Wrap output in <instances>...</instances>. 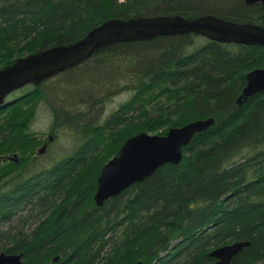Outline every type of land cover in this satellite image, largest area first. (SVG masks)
I'll use <instances>...</instances> for the list:
<instances>
[{
  "label": "trees",
  "instance_id": "1",
  "mask_svg": "<svg viewBox=\"0 0 264 264\" xmlns=\"http://www.w3.org/2000/svg\"><path fill=\"white\" fill-rule=\"evenodd\" d=\"M205 15L264 26V6L248 5L243 0H0V49L10 46V55L6 57L10 59L5 64L7 66L21 56L75 43L90 30L112 18H193ZM256 67H264V48L212 41L193 32L110 41L78 66L41 80L30 79V83H35V86L25 96L19 97L17 102L25 104L36 100L13 146L22 151L36 148L40 141L39 134L31 126L37 118L39 107L46 106L62 118V126L68 125V128L75 129L77 145L73 150L74 159L69 158V162L60 167V170L65 171V176L74 179L79 171L75 164L83 161L87 154H102L111 150L107 152L109 160L115 151L118 152L124 143V129L119 132V126L124 123L128 125L134 120L138 112L137 103L141 107L140 112L145 110L147 100L157 104L158 95H165L162 84L175 87L167 90V93L171 95L170 104L176 105L180 111V119L149 126L148 129L182 126L205 116H214L218 121L225 118L229 122L232 121L229 118L242 111L236 106V98L245 83L243 70ZM57 76V85L46 90V82ZM24 87L25 84L18 89ZM117 87V94L128 92L131 98L104 122L96 123L97 128L90 136H85L81 127H72L68 108H75L84 114L86 110L99 105L103 96ZM164 108L168 111L166 106ZM231 125L221 130L216 125L204 136H198L190 147L184 148V158L180 164H165L152 176L125 191L135 197V209L121 221V234L113 232L109 235L107 231L111 224L108 220L103 223L104 218H101L111 207L107 212L103 209L98 221L89 223L85 220L82 222V217H73L69 212L62 221L57 219L56 232L60 234L53 240L51 249L56 247L58 249L55 250H59L63 245L77 247L76 264H100L96 260L101 246L116 236L117 244L128 251L148 240L149 254L155 247L167 245L169 239L176 235L177 238H183L176 246L177 262L207 264V251L226 243L230 239L227 234L230 233L252 240L251 246L235 257L231 264H253L264 259V183L244 187V191L237 194L239 200L229 213L218 216L219 212L214 207L228 189L237 190L239 186H244V182L256 172L253 160L258 159V153L264 156L260 150L264 147V92L256 94L248 102L239 122L227 131ZM134 133L130 132L129 136ZM213 133L217 134L210 137ZM108 134L112 135L110 141ZM241 140L245 141L242 146L239 145L236 153L238 157L247 156V161L240 165V172L226 171V162L230 159V156L226 157V150ZM104 142H107L106 149L105 145L102 146ZM36 160L29 165L35 163L37 166L39 162ZM61 163L53 166H60ZM260 166L258 170L264 171V162ZM8 167L15 169L18 165H0V197L5 198L0 200L1 219H6L10 211H14L12 203L15 192H24L23 175H27L22 167L20 174L1 181V174ZM74 180L68 183L70 191L74 187ZM55 192L60 193V190L57 188ZM119 197L121 195L112 201L117 202ZM221 216L225 223L220 220L207 235L194 238L196 229L213 221V217L221 219ZM94 223L100 224V227L101 224L105 225L101 229L98 246L91 238ZM3 236V232H0V252H13L15 248L27 250L28 246L23 243L18 246L2 244ZM43 249L49 250L47 245ZM55 250L48 251L49 258H52Z\"/></svg>",
  "mask_w": 264,
  "mask_h": 264
},
{
  "label": "bare ground",
  "instance_id": "2",
  "mask_svg": "<svg viewBox=\"0 0 264 264\" xmlns=\"http://www.w3.org/2000/svg\"><path fill=\"white\" fill-rule=\"evenodd\" d=\"M243 1L246 4H248L246 0ZM254 4L264 6V3H262L261 1H258ZM254 4H248V5H254ZM255 25L264 28V26L262 25L259 24H255ZM245 46H258L264 48L261 45H245ZM257 69H264V67H256V68L243 70L245 74V83L236 98V106L242 108L241 109L242 111L238 112L235 116L231 118H229L228 116V118L232 120L229 122L226 121L225 118H220L218 121L214 116H205L203 118H197L192 121L184 123L182 126H185L195 121L196 122L206 121L209 120L210 118L214 120V122H212L209 127L197 133L195 137L190 141V143L185 147H190V145L198 138V136H204L206 133L209 132V130L216 128L215 127L216 125L217 126L219 125L221 130L232 123V125L229 126L227 131L231 130V127L234 128L235 124L239 122L240 115L242 114L243 110L247 107L248 102L254 97V96L249 97L246 101H243L241 103L239 102V99L243 95V92L248 84L247 76ZM161 88L164 89L165 95L162 96L158 95L157 104L153 105L152 100H147L146 101L147 104L145 105V110H141L140 112L139 109H141V107L137 103L138 112L136 113L134 120L130 122L128 126L123 128L124 132L122 135V140H124V142L142 133L147 134L149 136L165 137L167 136L168 131L171 128L182 127V126H174V125L164 126V128H167L164 133H159L157 132V130H151L147 128L149 126L166 124L172 119L173 121L180 119L178 117L179 115H181L180 111L176 109V105L174 106L170 104L171 101L169 100L171 98L170 97L171 95L168 96L167 93L168 92L167 90H173L175 89V87L170 84L167 85L166 83V84H162ZM117 90H119L118 87L116 90L106 93L103 96V100L102 102H100L99 105L102 108L105 107V105L108 104L112 98L118 95ZM261 92H264V90ZM17 100H18V96L10 97L4 102H1L0 114L3 113L6 109H8L10 106H12L11 103L17 102ZM149 106L152 108L154 107L153 108L154 110L150 111L151 109H149ZM165 106L169 112L165 111L164 108ZM67 111L71 118L72 127L75 128L81 127V129H84L85 136H90L91 133L97 128L96 122L88 117L87 112L82 114L79 112L76 113L75 110H70V111L67 110ZM148 111L149 114L145 115V113ZM167 114H170V116H167ZM130 132H135V133L129 136ZM216 134L217 133L215 134L213 133L210 135V137ZM108 136L110 141L112 139V135L108 134ZM244 141L245 140H241L237 144H235V146L226 150L227 152L226 157L228 158L230 156L229 161L226 162L227 164L225 166L226 171L235 170L237 172H240L241 170L240 165L244 164L247 161V156L238 157V154L236 153V151H238L239 149V145L242 146V143ZM107 142H104L102 146L105 145ZM50 143L51 142H49L48 145H45V151L43 152L44 154L46 153L48 147L50 146ZM185 147H183V157L179 163L167 162L165 164H169V163L175 165L180 164L184 158ZM105 149H106V145H105ZM260 150L264 152V147H262ZM107 152L104 151L102 154L95 152L89 153L85 156L83 161L77 162L75 164V167H78L79 171H77L76 178H74L75 180L73 179V177L70 179L67 175L65 176L63 174L65 171L60 170L61 165H63L66 162H69V158L70 160L74 159L73 150L65 151L64 158L63 156L57 158L51 164L47 161H43V162L41 161L42 163H38L37 166L35 165V163L29 165L30 163L28 162L27 164H25L23 166V172L27 175H23L22 190H24V192L23 193L15 192L16 193L14 195L15 200L12 203V207H13L12 209L14 211L12 212L11 210L8 216L6 217V219L0 218V222L3 220L2 225L0 226V232H3L4 235L3 236L4 243L1 241L2 244L7 243L10 245L13 244L14 246H18L19 243H23L25 246L27 245L29 248L27 246H26L27 250L26 248L23 249L15 248L13 252L2 251L0 252V254L4 253L6 256L18 257V261L16 264H73V263L76 264L78 263L77 247L63 245L59 248V250H55L58 249L56 247H53V249H51V247L54 246V244L52 245V243H54L53 240H55V238L58 237L60 234L56 232L57 219L58 221H62L63 218L68 217L69 212H71L73 217L76 218L82 217L81 218L82 222L85 220L86 222L89 223V222L98 221L99 218L103 215L101 214L103 213V209L105 208L107 212L111 207L110 211L104 214L103 217L101 218H104L103 223H105L106 220H108L109 223L111 224L107 231L109 235L113 234V232H116L118 235L121 234L122 233L121 221L124 220L125 217H128L131 211H134L135 209L133 205V200L135 197L129 195L125 191H128L130 188L135 186L137 183L142 182L143 180L133 183L127 189L118 193L115 196L108 197L103 200H99L97 196L98 180L101 177L104 167L107 165V163L110 160V159L108 160L109 156ZM114 153L115 156H117L119 151L118 152L115 151ZM261 155L262 154L258 153L257 154V156H259L258 159L253 160L252 164L254 168H256L255 170L256 172L253 173L252 177L249 180H246L244 182V186H239L237 190L232 188L228 189L216 201L214 207L219 212L218 216L222 215V213L226 214L231 212V209L235 207L236 202H238L239 200L237 194L244 191V187L247 188L248 186H251L253 184L255 186L264 183V171L258 170V168H261L260 164L264 162V156ZM60 161L62 162L61 164H59L60 166H53L54 164H57ZM83 165L85 166L82 168ZM163 165L159 166L157 170ZM19 172H20L19 166L15 167V169L8 167L7 170L1 174V178H2L1 181L8 179L11 176H16L20 174ZM64 180H66L67 182L66 181L63 182ZM72 180H74L73 181L74 187L72 191H70L68 183H71ZM57 188L60 190V193L55 192ZM120 195L121 197H119V200L117 202L112 201L113 198ZM1 197L0 200L5 199ZM116 214H118V217H116ZM220 220L221 222L225 223V220H222V216L221 219H218L217 217H213V221L206 222L205 224L202 225V227L194 231L195 232L194 238H199L202 235L203 236L207 235L208 232L215 229L217 222ZM104 228L105 225L101 224L100 227V224L94 223V226L91 230V238H92V242L95 243L97 242L96 246H98V240L99 237L101 236V229L103 230ZM229 234L230 233H228L227 235L228 238L230 239L226 243L221 244L219 246H213L210 248L209 251H207L208 252L207 255L209 257V263L207 262V264H231L235 257L239 256V254L246 251L252 244V240L243 239L240 236H234ZM117 238L118 237L116 236L112 240L105 242L101 246L99 250V257L96 260V262H100V264H181L176 261V246L179 244V242L183 240V238H177L176 235L172 236L169 239L167 245L163 244L157 248L155 247L153 250H151L149 254L147 253V251L149 250L148 240L137 245L135 248L133 247L134 249L130 248L131 251H128L124 247L117 244ZM148 238L149 237H146V239ZM46 245L49 248V250L43 249L44 246ZM226 247L228 249H239V250L231 257H229V255L222 250V248H226ZM37 250H40L39 254L37 253ZM51 250L52 251L55 250V253L52 255V258H49L47 254L49 253L48 251ZM253 264H264V259L256 261Z\"/></svg>",
  "mask_w": 264,
  "mask_h": 264
},
{
  "label": "water",
  "instance_id": "3",
  "mask_svg": "<svg viewBox=\"0 0 264 264\" xmlns=\"http://www.w3.org/2000/svg\"><path fill=\"white\" fill-rule=\"evenodd\" d=\"M264 0H246L254 4ZM196 33L209 40L231 42L243 45L264 47V28L249 22L227 21L217 16H198L183 18L175 16L148 17L137 16L128 19L112 18L90 30L82 39L70 45H58L40 53L18 59L12 66L0 70V101L13 89L2 87L6 84L25 80H41L61 73L68 68L82 64L94 52L110 41H125L133 37L149 35H175ZM20 79V80H19ZM248 84L239 102L246 101L264 90V69L254 70L247 76ZM21 85V83H20ZM214 122L195 121L179 128H171L167 136L139 134L122 145L117 156L109 160L98 180V199L103 200L117 195L133 183L152 175L159 166L179 163L183 157V147L195 135ZM53 138L50 137V141ZM45 151L43 146L39 153ZM231 257L239 249L222 248ZM18 257L0 254V264H16Z\"/></svg>",
  "mask_w": 264,
  "mask_h": 264
},
{
  "label": "rangeland",
  "instance_id": "4",
  "mask_svg": "<svg viewBox=\"0 0 264 264\" xmlns=\"http://www.w3.org/2000/svg\"><path fill=\"white\" fill-rule=\"evenodd\" d=\"M9 47L10 46L0 49V70L10 67L15 63L14 62L7 66L5 65L10 61V59L6 58L10 55V49L8 50ZM25 57H27V55L17 58L16 61ZM57 80H59V76L47 81L45 84V89L48 90L53 86L55 87V85H57ZM17 81H15L12 85L6 84L2 87L4 89L2 90V94L4 95L6 93V87H9V89H16L10 93L7 92L3 101L9 99L10 97H23L30 89L33 88V86H35V83H30V80L23 79V81L20 82L21 85L20 83H17ZM23 84H25V87L18 89ZM130 98L131 95L128 92H123L112 98L110 102L105 105V107L102 108L100 105H97L94 106L92 110H86V112L89 118L94 120L96 123H101L104 122L110 115L114 114L120 108V106L125 104ZM35 100L36 99L30 102L28 101V103L25 104H20L19 102L11 103L12 106H10L0 115V160L2 161H0V165L2 167H6L11 163H15L21 169L25 164L31 161V159L33 160L36 155L40 154L39 150L45 146V142L51 143L46 153L43 155V157H41V161H47L50 164L57 158L62 157L64 154L62 156L59 155L65 151L74 150L77 145V137L75 136L74 130L68 128V125L62 126V118L51 111V109H48L46 106L42 105L39 107L37 118L34 120L31 126V128L39 134L38 140L40 141L36 148L34 150L29 149L27 151H22L19 149V147L16 148L13 146L14 142L20 137L19 132L21 130V126H23L22 124L26 123L25 120L30 114ZM61 100H63V97L60 98V101ZM60 103H62V101ZM155 103L156 102H154L153 105ZM153 108L149 106L151 111L154 110ZM68 110H75V108L71 107L68 108ZM75 111L77 113V110ZM127 115H132V113ZM126 126H128L126 123L121 124L119 126V132H121ZM164 129L165 128H161L157 130V132L163 133L162 131ZM50 137L53 138L51 141L49 140ZM114 156L115 155H113L111 158ZM41 161H39V163L43 162Z\"/></svg>",
  "mask_w": 264,
  "mask_h": 264
},
{
  "label": "flooded vegetation",
  "instance_id": "5",
  "mask_svg": "<svg viewBox=\"0 0 264 264\" xmlns=\"http://www.w3.org/2000/svg\"><path fill=\"white\" fill-rule=\"evenodd\" d=\"M44 145H48V142H45ZM42 155H43V154H41V155H40V154L36 155L35 158H34L33 160H35V159L37 158L36 162L38 163L39 161H41V159H42L41 156H42ZM8 158H9V157H8ZM33 160L31 159V161H29V163H31Z\"/></svg>",
  "mask_w": 264,
  "mask_h": 264
}]
</instances>
